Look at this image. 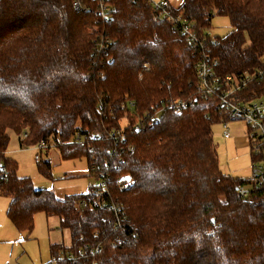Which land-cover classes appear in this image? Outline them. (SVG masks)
Returning <instances> with one entry per match:
<instances>
[{"label": "trees", "instance_id": "obj_1", "mask_svg": "<svg viewBox=\"0 0 264 264\" xmlns=\"http://www.w3.org/2000/svg\"><path fill=\"white\" fill-rule=\"evenodd\" d=\"M73 1L0 0V195L10 199V222L28 236L36 213L60 217L70 245H50L44 264H83L66 254L106 236L117 241L102 244L97 264H264V189L243 196L238 188L250 178L221 170L212 125L229 110L200 93L192 46L152 18L147 0H106V19L95 0H79L80 10ZM171 8L205 35L218 74L238 80L259 68L264 0H180ZM215 15L227 16L231 29L212 39ZM100 39L108 46L95 54ZM263 95L264 74L233 99ZM170 99L186 105L170 108ZM147 112L156 123L127 124L111 140L108 131ZM9 129L26 133L21 145L44 141L48 149L52 141L63 159L95 163L107 177L106 205L124 206L121 226L90 191L58 198L19 177L6 155ZM36 162L50 173L49 160Z\"/></svg>", "mask_w": 264, "mask_h": 264}, {"label": "built area", "instance_id": "obj_2", "mask_svg": "<svg viewBox=\"0 0 264 264\" xmlns=\"http://www.w3.org/2000/svg\"><path fill=\"white\" fill-rule=\"evenodd\" d=\"M99 7V16L101 19L109 17L111 7L106 4V0H95ZM151 6L152 18L156 21H168L179 34L187 41L193 49V55L196 57L195 70L197 77V87L204 97L214 98L218 105L225 110H229L228 120H242L248 126V137L250 144L251 155V176L249 186H241L238 192L245 196L250 190L264 189V95L258 98H253L248 101L234 100L233 95L239 89L246 86L255 77L261 78L264 74V53L259 57V68L251 74H244L238 80L234 79L232 75H220L216 71L218 59L210 53V46L206 42V37L201 31L193 26V24L180 12H173L170 4L166 0H147ZM74 10H80L81 2L75 0L72 3ZM97 12V13H98ZM92 32L98 33V29H92ZM108 46V40L100 39L96 42L94 53L98 54ZM145 65V64H144ZM146 66V65H145ZM141 75V74H140ZM167 106L174 109H180L186 105V101L182 99H170L166 101ZM134 102H129V107H134ZM228 120L222 121L223 137L229 138V131L227 129ZM157 122V115H151L149 112L143 116L136 117L132 122L125 121L120 124V128L108 131V135L114 142L124 136L123 127L127 124L131 125L133 130H138L140 127L147 124L152 125ZM26 136V133H23ZM84 141V138L78 139ZM40 149H47L44 141L38 144ZM91 174L100 178L99 184H91L89 187L90 193L96 198V204L102 208H111L114 211V225L115 228L121 226V221L124 217V206L120 202L112 203L107 206L102 196L106 187V175L101 173L98 166L92 163L90 167ZM131 181H126L124 185H130ZM96 244H85L78 248L75 252L66 254L67 258L73 262L75 260H82L83 264H97L96 257L101 253L103 243L116 242L117 239L110 241V237H103ZM112 246L114 245L111 244ZM72 264V263H71Z\"/></svg>", "mask_w": 264, "mask_h": 264}, {"label": "rangeland", "instance_id": "obj_3", "mask_svg": "<svg viewBox=\"0 0 264 264\" xmlns=\"http://www.w3.org/2000/svg\"><path fill=\"white\" fill-rule=\"evenodd\" d=\"M169 1L174 7L180 4V0ZM230 29L227 16L215 15L211 18L207 33L214 39L225 35ZM227 129L230 137L224 138L223 124L220 122L212 125V137L220 168L232 177L250 178L251 155L248 126L242 120H228ZM7 132L9 142L6 155L16 161L17 175L29 177L36 188L49 189L56 197L63 198L69 194L85 193L91 184H99L100 178L91 174L85 156L63 159L58 147L52 141L45 150L40 149L38 145H21L20 139H23V133L13 129ZM37 155H40L42 160L50 161L49 174H44L39 169L36 162ZM0 200L2 201L3 197H0ZM0 217L2 218V214ZM41 218L38 223L36 221L29 237L26 234L19 235L16 229H13V234L7 235L8 240L0 246L4 253V258H0V264H42L50 259L47 226L45 217Z\"/></svg>", "mask_w": 264, "mask_h": 264}, {"label": "crops", "instance_id": "obj_4", "mask_svg": "<svg viewBox=\"0 0 264 264\" xmlns=\"http://www.w3.org/2000/svg\"><path fill=\"white\" fill-rule=\"evenodd\" d=\"M168 3L170 6L174 7L169 0ZM0 197H3V200H0V214H2V218L0 217V246L3 245L8 239L7 235L8 234H13V229H16L15 226L10 222L6 215V211L9 205L10 199L6 196L0 195ZM41 212L36 213L34 215V225L37 221H41V217H45V223L47 226V238L49 240V245H48V251H49V258H51L50 254V245L52 244H58L62 246H69L71 242L70 238V232L67 228L61 227L60 225V217L57 215H45L41 216ZM8 219V220H6ZM17 230V229H16ZM19 235L25 234L24 232H20L17 230ZM32 234V232L29 234V236ZM28 236V237H29ZM0 258H4V253L3 249L0 247ZM50 260V259H49ZM48 260V261H49ZM46 263V262H45ZM9 264V263H6ZM44 264V263H42Z\"/></svg>", "mask_w": 264, "mask_h": 264}]
</instances>
